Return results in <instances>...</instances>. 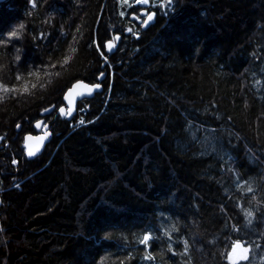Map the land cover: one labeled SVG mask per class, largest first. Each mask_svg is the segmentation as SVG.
<instances>
[{"label": "trees", "instance_id": "16d2710c", "mask_svg": "<svg viewBox=\"0 0 264 264\" xmlns=\"http://www.w3.org/2000/svg\"><path fill=\"white\" fill-rule=\"evenodd\" d=\"M35 4H0V85L28 88H0V136L22 125L0 145V264H230L236 240L264 264V0H172L147 29L119 0ZM101 74L84 123L47 119L26 160L40 113Z\"/></svg>", "mask_w": 264, "mask_h": 264}, {"label": "snow or ice", "instance_id": "6c2138e0", "mask_svg": "<svg viewBox=\"0 0 264 264\" xmlns=\"http://www.w3.org/2000/svg\"><path fill=\"white\" fill-rule=\"evenodd\" d=\"M30 2L32 4V7H36L35 0H30ZM121 2L122 3H128V0H121ZM136 3L137 4H146L147 5V4L150 3V0H136ZM171 3H172V0H158V4L157 5H154V6H158L159 8L166 10L171 5ZM120 15L123 16L124 13L122 12ZM141 15H145L146 16V19H144L143 22H142V26H145L146 27L148 25V23L154 19L156 13H154V12H148V13H142ZM133 19H137V17L134 16ZM23 27H24L23 25H20V28L21 29ZM128 31L131 32V29H129ZM133 35H135V33H133ZM13 38H17V39L19 38L17 31L10 32L9 39H13ZM119 39H120V37L117 36L116 37V40L118 41ZM106 47L108 48V50H111L114 47V45L111 42H108L107 45H106ZM98 48H99V46H98ZM17 51H19V49H17ZM73 51H75V49H73ZM15 59L16 60H19L20 57L17 56ZM65 63H67V58L65 59ZM53 67H55V66L53 65ZM20 79H21L20 75H17L16 76V80L19 81ZM33 87H35V85H33ZM0 88H2L3 89V92H5V93H8V92L11 91V92H21V94H23V93H26L28 91L27 86H24L23 89H18L16 87L8 88L6 86L0 85ZM76 88L86 89L87 90V93L89 95H91V93L94 90H97V89L101 88V84H99V83L89 84V83H85V82H82V81H78L75 85H73V88L70 89L69 93L65 96V99L70 100L71 99V96H72V92ZM59 112H60L61 115H64L65 114L64 107H60L59 108ZM71 113H72V109L70 108L68 110L67 115H71ZM79 122L81 124H83L84 123V120H80ZM36 127L39 128L40 127V123H37ZM46 135H47V133H46ZM27 139L28 140H31L32 137L29 136V137H27ZM27 154H28V156H33L35 153L31 149H29V151H28ZM13 163H16V161L14 160ZM247 191L249 193H251L253 191L252 187L249 186L247 188ZM252 199L255 200L256 197L253 196ZM246 216L247 217H252L253 216V213L251 211H248L246 213ZM250 222L251 221H249V223ZM176 230L177 229L175 227L172 228V231L173 232H175ZM165 235L168 236V233L165 232ZM168 238L171 239V236H168ZM152 239H153V237H152L151 233H145L143 235L142 239L140 240V243L143 244L147 248V247L150 246V241ZM182 243L184 244L185 250H187V248H188V242L187 241H182ZM168 250H169V252H172L171 246H169V249ZM249 252H250V248L249 247L245 246V244L243 242H241L239 240H236V241L233 242L232 249L228 253L227 258H228L230 264H239V261H246V260H248V258H249L248 257ZM172 254L175 255L176 253L173 252ZM181 254L182 255H185V256L188 255L187 251H185V252H183ZM145 259L146 260H152L153 259V256L146 255L145 256ZM189 264H190V262H189Z\"/></svg>", "mask_w": 264, "mask_h": 264}, {"label": "water", "instance_id": "95a60500", "mask_svg": "<svg viewBox=\"0 0 264 264\" xmlns=\"http://www.w3.org/2000/svg\"><path fill=\"white\" fill-rule=\"evenodd\" d=\"M4 0H0V4L3 2ZM142 13H148L145 9H143L141 11V14ZM145 16V15H144ZM145 19H146V16H145ZM155 19H156V15L154 17V19L152 21H150L148 23V25L145 27V26H142L143 29H147L148 27H150L151 25L154 24L155 22ZM107 45V44H106ZM115 46L111 49V53L113 54L114 51H115ZM106 49H108L106 47ZM114 50V51H113ZM109 51V50H108ZM103 75H101L97 82L96 83H99L101 84V88L97 89V90H94L91 95H89L87 93V90L86 89H83V88H76L73 92H72V96H71V99L68 100V99H65V96L69 93L70 89L73 88V85H75L78 81H82V82H85V83H89L85 80H77L75 82H73L68 88L67 90L64 92L63 96H62V103L63 105L60 106V107H64L65 109V114L64 115H61L60 112H59V108L56 110V116H60L61 119H65L66 122H70L72 120L73 117L76 116V113H77V106L79 103L83 102V101H86V100H90L92 98H94L96 95H99L103 92ZM89 84H92V83H89ZM72 109V113L71 115H67L68 113V110L69 109ZM54 108L53 107H49L45 110H43L41 113H40V117L43 118V117H46V116H49L52 112H53ZM37 123H40V127L37 128L36 125ZM35 129L37 130H40L41 129V133L40 134H31V133H26L24 134L23 136V150H24V157L26 160H34L38 157H40L44 151L47 149L48 145L53 141V138H54V135L52 133V131L50 130V124L49 123H46L43 125V120H38L35 125H34ZM21 128H22V125L21 124H18L16 125L15 127V132L19 133L21 131ZM47 133V135H46ZM31 136L32 139L31 140H28L27 137ZM29 149H31L32 151H34V155L33 156H28V151Z\"/></svg>", "mask_w": 264, "mask_h": 264}, {"label": "rangeland", "instance_id": "374dc122", "mask_svg": "<svg viewBox=\"0 0 264 264\" xmlns=\"http://www.w3.org/2000/svg\"><path fill=\"white\" fill-rule=\"evenodd\" d=\"M135 1L136 0H134L132 3L128 0V3H125V4H128V6H130V7H139V5H137V6H135L133 3H135ZM151 0H150V3H149V6H146V7H139L140 8V10H142V8H148V7H152V5H151ZM166 11V10H165ZM123 17V16H122ZM143 22V20L141 21V23ZM109 42H111L114 46H115V41H114V38L111 40V41H109ZM106 49V48H105ZM116 49V48H115ZM105 51V50H104ZM114 51V50H113ZM107 52V54H111L112 55V51L111 50H109L108 51V49H106V51H105V53ZM115 52V51H114ZM114 54V53H113ZM102 59L104 60V65H107L108 66V64H107V59L105 58V57H103L102 56ZM108 68H109V70H111V68L108 66ZM85 110V109H84ZM83 109H80V110H78V108H77V113H76V117L78 118V122L77 123H80L79 121L80 120H83V118L82 117H80L79 115H80V113L81 112H83L84 111ZM85 112V111H84ZM83 112V113H84ZM16 127V126H15ZM15 127L12 129V132L10 133V135H9V137H8V142H6V139H4V137H2V136H0V145H1V142H6L5 144H4V146L6 147V146H10L11 144H12V142H15L16 140H18V136L16 135V134H18L17 132H15ZM4 136V135H3ZM13 165H16V163H13Z\"/></svg>", "mask_w": 264, "mask_h": 264}, {"label": "flooded vegetation", "instance_id": "af4514ba", "mask_svg": "<svg viewBox=\"0 0 264 264\" xmlns=\"http://www.w3.org/2000/svg\"><path fill=\"white\" fill-rule=\"evenodd\" d=\"M145 18V16L144 15H141L140 14V19L141 20H143ZM101 75H103L104 77H103V82H105L106 81V78H105V75L104 74H101ZM100 75V76H101ZM99 76V77H100ZM97 80H98V78H97ZM97 82V81H96ZM95 82V83H96ZM80 104V103H79ZM52 117V119L53 120H55V119H60V120H64V121H66L65 119H61L60 118V116H56V111H53L49 116H46V117H43V118H41L42 120H43V125L44 124H46V123H49L50 124V127H51V124H52V122H51V120H49V121H47L46 123H45V121L47 120V119H49V118H51ZM45 119V120H44ZM35 128V127H34ZM51 130V129H50ZM35 133H31V134H40L41 133V129L40 130H37V129H35ZM22 134V132L20 131L18 134H16L18 137L20 136ZM24 135V134H23ZM22 143H23V137H22ZM53 143V141L48 145V147L51 145Z\"/></svg>", "mask_w": 264, "mask_h": 264}, {"label": "bare ground", "instance_id": "6f19581e", "mask_svg": "<svg viewBox=\"0 0 264 264\" xmlns=\"http://www.w3.org/2000/svg\"><path fill=\"white\" fill-rule=\"evenodd\" d=\"M143 5H145V4H143Z\"/></svg>", "mask_w": 264, "mask_h": 264}]
</instances>
